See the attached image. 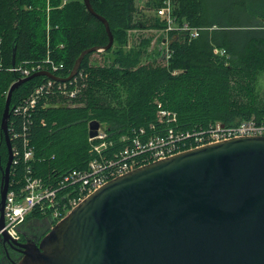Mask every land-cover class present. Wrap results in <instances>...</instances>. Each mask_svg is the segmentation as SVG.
<instances>
[{
    "label": "trees",
    "instance_id": "trees-1",
    "mask_svg": "<svg viewBox=\"0 0 264 264\" xmlns=\"http://www.w3.org/2000/svg\"><path fill=\"white\" fill-rule=\"evenodd\" d=\"M90 2L108 21L114 45L85 56L72 79L77 82L67 83V89L78 85L75 99L56 93L31 108L32 94L48 79L42 76L13 92L9 135L19 162L11 168L10 190H21L29 169L55 185L70 171L87 169L98 157L93 146L101 142L90 141L92 121H99L109 135L112 145L103 150L107 156L125 150L137 137L165 132L168 124L162 123L160 110L175 114L170 126L185 134L217 122H264V0H173L177 30L167 32L168 42L153 58V35L138 41L130 33L165 32L167 21L157 13L164 0H148L142 9L137 0ZM186 23L197 36L178 30ZM109 41L105 25L84 0H0V188L8 161L1 123L12 85L25 69L39 65L67 78L84 51ZM98 53L101 63L93 60ZM51 62L63 68L53 71ZM26 147L34 151L30 160L24 157ZM51 213L50 208L32 211L21 228L22 242L41 232L42 239L56 225ZM45 220L48 224L34 225ZM22 257L20 247L0 239V264H17Z\"/></svg>",
    "mask_w": 264,
    "mask_h": 264
},
{
    "label": "water",
    "instance_id": "water-1",
    "mask_svg": "<svg viewBox=\"0 0 264 264\" xmlns=\"http://www.w3.org/2000/svg\"><path fill=\"white\" fill-rule=\"evenodd\" d=\"M106 27L109 43L84 51L67 78L43 70L9 90L1 128L8 161L0 188V230L11 181V99L22 84L47 77L68 82L88 53L108 51L114 35L106 18L84 0ZM15 58V55H14ZM101 123H90V138ZM17 264H264V137H243L185 151L115 178L89 196L39 243L12 242Z\"/></svg>",
    "mask_w": 264,
    "mask_h": 264
},
{
    "label": "built area",
    "instance_id": "built-area-1",
    "mask_svg": "<svg viewBox=\"0 0 264 264\" xmlns=\"http://www.w3.org/2000/svg\"><path fill=\"white\" fill-rule=\"evenodd\" d=\"M172 7L173 0H164V6L158 10V15L165 18L168 24L165 32L177 30V27L174 26L175 20L172 14ZM178 30L190 31L193 35H198V31L191 28L187 23L178 27ZM215 53L225 54L226 52L216 49ZM46 62H50L49 57ZM48 68L58 71L63 68V65L51 62ZM12 70L17 71V68ZM42 70H44L42 65L33 67V69H25L22 78ZM57 82L48 78L39 85L30 98V107L35 108L41 98L53 96L56 93L75 99L80 92L77 84L73 89H67L68 82L73 84L77 80ZM159 107H161L160 104ZM28 108L26 107L25 111ZM17 109L14 108V111ZM159 117L162 123L168 124L165 132L154 134L145 140L137 137L132 141L131 146L126 147L125 150L113 156L103 154V150L112 145V142L108 141L109 135L105 128L101 126L98 135L90 138L91 142L101 141L93 146L94 151L98 153V157L89 162L87 169L70 171L57 188L48 186L42 178L28 177L29 171L19 192L10 190V183L4 210L5 226L0 230V239L3 240L4 233H6L12 242H22L21 228L28 215L35 209H52L50 218L57 224L108 182L145 165L176 156L185 151L232 139L264 137V122H258L255 119L242 121L233 126H226L217 122L211 124L208 129L185 134L184 132H177L170 126L172 122L176 121L175 114L160 110ZM140 134L145 135L146 130L141 128ZM33 155V149L26 147L24 156L27 159H32ZM16 156L17 152L13 150V157L15 158V160L13 159V164L19 162Z\"/></svg>",
    "mask_w": 264,
    "mask_h": 264
},
{
    "label": "rangeland",
    "instance_id": "rangeland-1",
    "mask_svg": "<svg viewBox=\"0 0 264 264\" xmlns=\"http://www.w3.org/2000/svg\"><path fill=\"white\" fill-rule=\"evenodd\" d=\"M152 14V13H151ZM132 34H133V31L131 32ZM140 34H141V32H139ZM142 33H144V32H142ZM144 35L145 36H150V35H153V40H152V44H151V47H150V52H152L153 51V55H155L156 53H157V51L159 50V49H161L160 47L162 46V48H164L165 47V45H162L163 44V41L166 39V38H168V36H166L167 35V32H164V31H156V32H149V33H144ZM143 36V35H142ZM138 36H136V35H134V38L133 39H137L138 41L140 40V38H137ZM131 48V45H129V46H127V49H130ZM102 56L101 55H99V53L98 54H95L94 56H93V60L95 61V62H100L101 63V61H102ZM103 127V126H102ZM32 227H33V233H36V230H34V225H31ZM45 231V230H44ZM39 234L38 233H36V234H34L33 236H31V238H29L30 240H32V241H36V242H38V236ZM45 236V235H44ZM43 236V237H44Z\"/></svg>",
    "mask_w": 264,
    "mask_h": 264
},
{
    "label": "crops",
    "instance_id": "crops-1",
    "mask_svg": "<svg viewBox=\"0 0 264 264\" xmlns=\"http://www.w3.org/2000/svg\"><path fill=\"white\" fill-rule=\"evenodd\" d=\"M147 1L148 0H137V2H138V5H139V7L142 9L144 6H145V4L147 3ZM147 13L149 14L150 12L149 11H147ZM139 32H141V34L139 33ZM142 32H144V33H149V32H156V31H154V30H134L133 31V34L132 33H130L132 36H131V38L133 39L134 38V35H136V36H138L137 38H140L142 35L144 36V33H142ZM166 36H168V34L166 35ZM136 39V38H135ZM168 42V38H166L164 41H163V44L162 45H165L166 43ZM161 49H162V46L160 47ZM155 55H152L151 57L153 58Z\"/></svg>",
    "mask_w": 264,
    "mask_h": 264
},
{
    "label": "bare ground",
    "instance_id": "bare-ground-1",
    "mask_svg": "<svg viewBox=\"0 0 264 264\" xmlns=\"http://www.w3.org/2000/svg\"><path fill=\"white\" fill-rule=\"evenodd\" d=\"M163 6H164V5H163ZM163 6H162V7H163ZM162 7H161V8H162ZM159 9H160V8H159ZM159 9H158V10H159ZM158 10H157V13H158ZM172 14H173V7H172ZM51 105H53V104H51V103H47V104H46V106H51ZM33 156H34V155H33ZM24 157H25V156H24ZM14 160H15V158H14ZM14 160H13V161H14ZM18 160H19V159H18ZM25 160H30V159H27V158L25 157ZM66 176H68V174H65V175H64L59 181H57V182H56V185H55V184H48V183H46L45 181H44V182H45L48 186H50V187L57 188V187H59V184H60L62 181L65 180ZM28 177H36V176H34V175L32 174V170H30V169H29V176H28Z\"/></svg>",
    "mask_w": 264,
    "mask_h": 264
},
{
    "label": "flooded vegetation",
    "instance_id": "flooded-vegetation-1",
    "mask_svg": "<svg viewBox=\"0 0 264 264\" xmlns=\"http://www.w3.org/2000/svg\"><path fill=\"white\" fill-rule=\"evenodd\" d=\"M44 222H47V220H45V221H37V222L34 223V225L35 226H42V224H44ZM46 224H48V222ZM42 234H43V232L39 233L38 239H41Z\"/></svg>",
    "mask_w": 264,
    "mask_h": 264
}]
</instances>
